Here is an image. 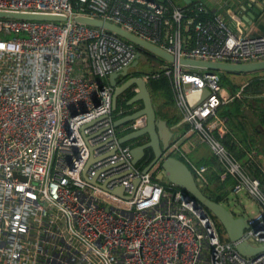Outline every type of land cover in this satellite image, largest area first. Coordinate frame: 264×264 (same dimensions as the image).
<instances>
[{"label":"built area","instance_id":"1","mask_svg":"<svg viewBox=\"0 0 264 264\" xmlns=\"http://www.w3.org/2000/svg\"><path fill=\"white\" fill-rule=\"evenodd\" d=\"M171 6L169 19L163 0H0V11L65 17L0 16V264H264V250L240 254L234 242L219 238L209 212L182 188L132 163L131 145L119 142L113 125L124 110L113 114L108 74L129 64L137 50L145 51L73 19H105L175 58H264V35H246L218 15L200 17L206 12L201 3ZM183 26L190 35L183 36ZM169 63L139 74L146 81L159 76V69L171 76L173 105L209 145L222 172L236 179L231 192L245 189L260 204L245 220L241 239L264 245L259 179L222 141L228 128L219 107L241 94L245 83L224 97L217 72ZM204 88L207 94L190 105L186 94ZM138 119L142 123L126 127L142 125L144 117ZM91 120L86 141L81 127ZM89 145L97 158L82 173ZM169 148L182 154L175 142ZM256 152L252 147L247 155ZM189 166L203 182L206 165ZM118 185L124 195L111 190Z\"/></svg>","mask_w":264,"mask_h":264},{"label":"water","instance_id":"2","mask_svg":"<svg viewBox=\"0 0 264 264\" xmlns=\"http://www.w3.org/2000/svg\"><path fill=\"white\" fill-rule=\"evenodd\" d=\"M0 16L17 17V18H36V19H64L62 15L57 14H36V13H23L14 11H0ZM75 21L103 27L108 31L131 41L137 46L143 47L145 52L137 50L134 59L127 65H124L118 71H112L108 74L109 83L114 86L111 97V108L114 110L117 105V99L126 89L131 85H135V92L130 96L125 103L130 104L136 101H141L142 106L130 113H125L120 117L113 120V125L118 127L121 124L130 122L138 117H144V123L130 131L119 135L118 140L121 143L129 142L131 139H135L141 135L146 134L147 140L137 145H131V161L134 165L144 157L145 149L151 148L152 158L141 169L142 172H148L151 166L159 162V168L163 170L164 177L167 182L172 183L186 192V198H191L194 204L199 203L204 209L209 211L216 220L222 225L226 237L229 241L234 242L236 250L243 255H253L261 250H264V245L255 246L249 242L241 239V234L244 228L247 226L245 219L237 215L239 208L233 206L231 209L226 208L221 201H215L207 196L199 184L196 182L193 173L187 163H185L179 157L167 153L170 145V139L173 134L172 129L167 125L164 118L156 114L155 103L152 101L150 91L147 87V81L139 74V70H135V74H131L130 67L135 66L139 61L145 63L147 61V53L156 55L166 60L167 62L177 61L180 64L187 65L196 68H205V70H224L230 72H248L256 69L264 68V58L246 62H228V61H215L208 59L190 58V57H178L175 56L158 45L144 40L138 35L131 33L119 25L107 21L102 18L89 16V15H75L73 17ZM167 67V65H164ZM126 78L123 82L119 83L118 78ZM207 89L198 91H189L186 95L190 98V105H194L198 100L202 99L207 94ZM195 94L197 97L195 98ZM264 97V95H261ZM93 120L84 123L81 127V134L87 141V135L84 133V128L87 127ZM258 131L264 132L262 125L258 124ZM90 153L89 157L82 168L84 173L89 163L94 161L97 157L92 155L93 146L89 145ZM113 150H110L112 153ZM91 182L96 183L94 178L90 179ZM138 178L133 179L134 187L138 183ZM114 193L119 195L123 194V187L121 185L111 189Z\"/></svg>","mask_w":264,"mask_h":264},{"label":"crops","instance_id":"3","mask_svg":"<svg viewBox=\"0 0 264 264\" xmlns=\"http://www.w3.org/2000/svg\"><path fill=\"white\" fill-rule=\"evenodd\" d=\"M166 1H169V3L181 7L186 6L187 4H189L190 7H192L197 3H201L204 9L207 10L208 14L220 16L233 29H240V31L243 32L244 34L251 36L264 35V0H166ZM182 34L185 37L191 34L187 26H183ZM164 64H165L164 62L160 61L156 67L159 68ZM136 65L129 68L131 74H135V70H138L136 68ZM233 73L238 74L240 72H233ZM242 84L243 82H241L240 85L238 84L237 90L240 89V86ZM130 87H132L133 90H135L136 88L135 85ZM237 90H235L233 93H235ZM221 94L224 97L230 95V93H224V94L222 93V85H221ZM241 94L235 96L231 101L219 107L220 116L226 122L228 128V133H227L228 139L232 140V144L243 149L246 155L252 147H257V152H256L257 155L255 156V158L259 168L264 173V132L258 131L259 123H258V118L255 115L257 111L256 109L264 102L263 101L261 102L258 99H256V95L248 96V94H244V95ZM156 98H161L162 101L160 102L164 101V97L157 96ZM118 99H117V105L113 111H116L118 107H121L120 109L125 111L126 107L121 103V100L125 99V96L123 95ZM158 102L156 103L154 102L155 107L156 104H158ZM227 110L237 115L230 120L233 121L232 124L234 128L239 127L238 128L239 130H236L235 132L231 129V126L228 121L229 120L228 117L225 116ZM158 113H159L158 116L164 118L167 122V125L173 131L170 142H175L176 144H178L182 152V154L179 155L178 153H175L171 150L169 154L180 156L184 160V162L187 163L188 166L190 163L205 164L207 167V170L205 172V180L203 182H200L202 189L204 188L209 192L212 191L213 195H217L218 192H216V190L214 189L215 183L210 181L209 177L212 175L213 176L216 175L218 179L222 181V179L226 175H228V173H223L220 170L219 171L216 170L215 166L213 165L214 164L213 160L216 158V156L212 152H210L211 149L209 145L205 141H201L199 139L196 131L194 129H191L189 122L185 121L182 118L181 114L179 113V111L175 106H171V105L163 106L161 107V111ZM245 120H248L247 124H249L250 122L253 125V128L256 129L255 133L251 132L250 130L246 131L245 133L241 132L242 130L240 129L243 128L242 124L245 123ZM204 145L206 146L208 151H205ZM227 148L229 149V147ZM230 151L244 167L245 165H243L242 162L243 159L241 158L239 159L234 151L232 150ZM216 160L218 162L217 158ZM244 169L246 168L244 167ZM230 176L232 175L230 174ZM259 186L261 192L264 195V182L262 183L260 182Z\"/></svg>","mask_w":264,"mask_h":264},{"label":"trees","instance_id":"4","mask_svg":"<svg viewBox=\"0 0 264 264\" xmlns=\"http://www.w3.org/2000/svg\"><path fill=\"white\" fill-rule=\"evenodd\" d=\"M163 2H165L168 6V13L165 16H168V18L170 19V11L172 9V6H171V4L166 2V0H163ZM193 6H195V5H193ZM183 7L189 8L190 5L187 4L186 6H183ZM199 16L202 18L203 17H211L212 14H208V12L206 10V12L201 13V15H199ZM171 27L172 26H171L170 22H168L167 29L170 30ZM159 71L161 72L159 76L150 77L147 79V87L150 91V94L152 92L155 99H153L152 97L151 98L155 101V103H156V97L157 96L165 97V100L163 102H158V104H156V109H157L156 114L157 115H159L158 112L161 111V107L166 106V105L174 106L173 105L172 90H171V76L164 74L161 69H159ZM215 72H217V70ZM240 73H248V75L251 76L248 80H246V83L243 86L242 95H244V94H248V96L249 95L250 96L256 95V99H258L261 102L262 101L264 102V97L261 96L262 94H264V68L256 69V70L248 71V72H240ZM218 74H220L219 76H223L224 72L219 71ZM134 92H135V90H133L132 87H130L129 89H127L124 92L123 95L125 96V99H122L121 103L126 107V110L123 112V114L130 113V112H132V111H134V110H136L142 106V102L140 100L138 103H135V104L134 103H130V104L125 103V101L130 96H132L134 94ZM256 110L257 111H256L255 115L258 118V123L264 127V104L260 105ZM228 112H229V110H227V113L225 114V116L228 117V119H229L228 121H229V124L231 126V129L235 132L236 130H239L238 129L239 127L234 128V126L232 124L233 121H230V120L237 115L232 113V112H229V114H228ZM129 123L130 122H128V124ZM247 123H248V120H245V123L242 124L243 128L240 129V130H242L241 132L245 133L246 131L250 130L251 132L255 133L256 129L253 128V125L250 122H249V124H247ZM131 129H132V127L128 126V127L124 128L123 130H119V131H121L120 134H123V133L130 131ZM227 133L224 135V138L222 139L223 143L225 145L227 144L226 146L229 147L230 150L234 151L236 156L239 159L240 158L243 159L242 160L243 165H245L244 167L247 169V171L249 172V174L251 176L258 178L261 183L264 182V173L259 168L258 163H257L256 158H255V156L257 154L253 155L252 157L247 156L243 149L232 144V140L228 139ZM146 140H147V135L145 134V135H141L135 139H131L129 142L127 141L126 143H129L130 145H137V144L143 143ZM152 154L153 153H152L151 148H149V147L146 148L143 160L141 163L138 162L137 166L140 169H142L144 167V165H146L150 161V159L152 158ZM177 157L182 159L180 156H177ZM213 163H214L213 165L215 166L217 171H219V170L222 171V167L219 164V162H217L216 158L213 160ZM189 168H191V167L189 166ZM152 178H154V177L152 176ZM157 180H159V179H157ZM209 180L215 183L214 189L216 190V192H218L217 195H213L212 191L209 192L204 188L202 190L207 196L214 199L215 201H222L227 196V193L231 192V188L234 185V183L236 182V179L234 177L230 176V174L226 175L222 179V181H220L216 175L210 176ZM159 181L161 183H165L162 180H159ZM201 188H202V186H201ZM209 214H210L211 218L215 221L216 226L220 225V223L216 220V218L211 213H209ZM217 229H218V226H217ZM221 231L224 232V230H222V229H221ZM221 231L218 229L219 238L221 240H228L227 237L223 238L221 236ZM224 234H225V232H224ZM225 236H226V234H225Z\"/></svg>","mask_w":264,"mask_h":264},{"label":"rangeland","instance_id":"5","mask_svg":"<svg viewBox=\"0 0 264 264\" xmlns=\"http://www.w3.org/2000/svg\"><path fill=\"white\" fill-rule=\"evenodd\" d=\"M156 59L159 60V61H161V62H164L165 63L164 65L170 64L169 62H167L166 60L162 59L159 56H157ZM157 65H158L157 63H154V62H152L150 60H147V62H145V63H140L139 62L136 65V68L138 70H140V72H145V71H150L153 68H156ZM219 71L220 72H224V75L223 76H220V81H221V85H222V93L223 94L224 93L233 94V92L238 89V84L240 85L241 82H243V83L246 82V80L251 77V76L248 75V73H238V74H235V73L230 72V71L217 70L218 73H219ZM124 92L121 95H119L118 98H120L124 94ZM151 97L153 99H155L154 96H153V94H152V92H151ZM153 99H152V101L155 102ZM164 100H165V97H164ZM158 101L160 102V101H162V99L161 98H156V102H158ZM138 102L139 101H136V102H134V104L135 103H138ZM120 108L121 107H118V109H120ZM117 110L116 111H113V114L117 115V113H116ZM133 122H135L136 124L142 123L141 122V119H138V118L130 121V124L133 123ZM126 125H128V122L119 125L118 127H116V129L123 130L126 127ZM204 149H205V151H208L205 145H204ZM170 151L171 150L169 148L168 151H167V153H170ZM210 152H212V150ZM148 172L154 178L159 179V180H162L163 182L166 181V179L164 177V174H163V170L159 168V162L154 163L151 166V168L148 170ZM196 182L201 187V183L198 182V181H196ZM221 202L228 209H231L233 206H237L239 208V210H240L239 213H237V215L242 216L245 220L248 219L249 217H253L254 215H256L257 212L260 209V204L258 203L257 199L253 195L249 194L245 189H241L237 193L228 192L227 193V196ZM217 226H218V229L220 231H221V229L223 230V227H222L221 224L220 225H217ZM221 236L223 238L226 237L225 234H224V232H222V231H221Z\"/></svg>","mask_w":264,"mask_h":264},{"label":"flooded vegetation","instance_id":"6","mask_svg":"<svg viewBox=\"0 0 264 264\" xmlns=\"http://www.w3.org/2000/svg\"><path fill=\"white\" fill-rule=\"evenodd\" d=\"M146 55H147V60H150V61L157 63V64L160 62L159 60L156 59V57H157L156 55H152L151 53H146ZM126 78L119 77V79H118L119 83L123 82ZM131 86H133V85H131ZM142 160H143V158L139 161V163H141Z\"/></svg>","mask_w":264,"mask_h":264}]
</instances>
